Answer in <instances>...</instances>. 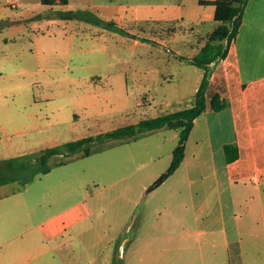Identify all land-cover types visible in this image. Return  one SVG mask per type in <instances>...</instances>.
Instances as JSON below:
<instances>
[{
  "label": "rangeland",
  "instance_id": "obj_1",
  "mask_svg": "<svg viewBox=\"0 0 264 264\" xmlns=\"http://www.w3.org/2000/svg\"><path fill=\"white\" fill-rule=\"evenodd\" d=\"M71 2L72 7L53 6L54 16L44 19L42 13L52 11L41 0H0V197L15 194L30 208L45 201L47 210L79 201V210L89 202L85 194L99 189L110 210L174 207L167 196L182 182L186 168L146 191L169 166L179 139L178 130L167 126L95 143L88 155H53L46 175L25 184L7 180L10 168L2 159L34 160L43 148L57 145L64 151L61 144L67 140L137 124L194 100L203 70L186 59L190 47L168 37L191 31L188 18L201 8L196 0ZM173 4L180 8H170ZM139 13L179 21L135 22ZM97 15L113 26L94 22ZM213 25L207 22L205 28ZM190 154L187 150L194 162ZM123 176H128L125 181ZM122 184L136 195L134 200L117 196ZM257 252L264 255V244ZM252 254L247 248V258Z\"/></svg>",
  "mask_w": 264,
  "mask_h": 264
},
{
  "label": "crops",
  "instance_id": "obj_2",
  "mask_svg": "<svg viewBox=\"0 0 264 264\" xmlns=\"http://www.w3.org/2000/svg\"><path fill=\"white\" fill-rule=\"evenodd\" d=\"M196 3L201 8L188 18L191 31L168 37L190 47V57L218 24L213 5ZM72 5L71 0H56L46 4L52 12L41 16H54L53 6ZM148 14H137L135 22L179 21L171 15ZM207 22H214L212 29L205 28ZM211 66L205 109L194 119L183 159L174 171L184 167L188 173L167 196L174 207L141 213L129 207L110 210L104 208L105 192L99 189L85 194L89 202L79 210V201L47 210L45 201L30 208L15 194L4 195L0 264H264V255L256 253L264 244V0H247L226 55ZM216 95L226 98L228 105L215 110ZM231 142H236L238 156L228 162L224 144ZM187 150L194 162L188 160ZM121 186L119 198H136L128 185ZM247 248L253 253L249 258Z\"/></svg>",
  "mask_w": 264,
  "mask_h": 264
},
{
  "label": "trees",
  "instance_id": "obj_3",
  "mask_svg": "<svg viewBox=\"0 0 264 264\" xmlns=\"http://www.w3.org/2000/svg\"><path fill=\"white\" fill-rule=\"evenodd\" d=\"M55 1L56 0H41L43 4H53ZM59 1L63 3L65 2V0ZM198 2L204 5H213L215 7L214 19L218 21V24L207 35L206 42L200 52L193 57L186 58L189 60V63L203 69V75L199 86L195 91L194 102L191 106L155 117L146 118L139 121L137 124L123 125L104 133L83 136L74 140H67L61 144L65 148L64 151L61 150L62 148L60 145L45 147L41 150V154L34 160L25 161L15 157L2 159V161H5L4 164L9 165L10 168V174L8 175L7 180H19L21 184H25L39 174V171L40 174H44L50 170L47 160L53 155L65 154L66 156H70L77 151H81L83 155H88L91 146L95 143H102L111 139L124 137L134 138L141 133L164 126L178 130L179 139L172 150V159L169 166L159 174L150 185H148L146 191H151L172 174L183 159L185 142L193 126L194 119L205 109V89L212 71L211 65L214 61H217L226 55L228 45L235 38L241 24L247 0H198ZM94 22L102 23L109 27L113 26V21H103L101 18H95ZM121 31L126 33L122 28ZM180 58L183 57L180 56ZM227 105V99L220 95H216L212 100V107L215 110L226 107ZM224 153L228 162L235 160L238 156L236 142L224 144ZM65 162L66 160L60 161L61 164Z\"/></svg>",
  "mask_w": 264,
  "mask_h": 264
},
{
  "label": "bare ground",
  "instance_id": "obj_4",
  "mask_svg": "<svg viewBox=\"0 0 264 264\" xmlns=\"http://www.w3.org/2000/svg\"><path fill=\"white\" fill-rule=\"evenodd\" d=\"M64 1V0H63ZM59 2H61V1H59ZM214 17V16H213ZM202 42H204V41H202ZM201 45V44H200ZM201 47V46H200ZM203 47V46H202ZM199 52H200V49H199ZM198 52V53H199ZM197 53V54H198ZM215 62V61H214ZM203 75V74H202ZM201 81V80H200ZM120 127V126H119ZM74 140V139H73ZM33 166V165H32ZM44 167H45V164H44ZM44 167H42V168H44ZM45 169V168H44ZM36 170V169H35ZM44 171H47V170H44ZM34 172V171H33ZM42 172V171H41ZM39 174H40V171L38 172ZM43 173V172H42ZM37 174V173H36ZM35 175V174H34ZM44 175H46L45 173H44ZM32 176V175H31ZM22 179V178H21ZM25 179V178H24ZM28 179V178H27ZM26 180V179H25Z\"/></svg>",
  "mask_w": 264,
  "mask_h": 264
}]
</instances>
